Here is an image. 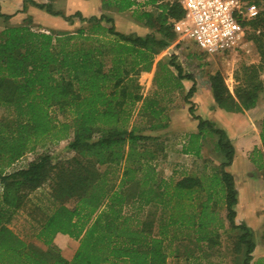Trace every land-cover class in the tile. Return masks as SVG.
Wrapping results in <instances>:
<instances>
[{
  "label": "trees",
  "instance_id": "1",
  "mask_svg": "<svg viewBox=\"0 0 264 264\" xmlns=\"http://www.w3.org/2000/svg\"><path fill=\"white\" fill-rule=\"evenodd\" d=\"M24 1L23 11L30 1L71 23L79 16L84 24L74 31H44L34 29L29 22L7 24L0 31V106L14 115L0 116V210L10 211V219L25 206L29 194L45 184L51 185L53 197L60 201L40 223L36 235L47 249L28 243L6 223L0 224V264H168L170 252L178 257L182 243L188 245L186 259L194 257L196 248L211 250L222 245V229L232 236L230 250L235 264H251L256 242L252 229L236 222L238 192L234 176L226 169L235 149L226 132L196 115L191 107L198 131L187 134L183 152L201 157L206 136L217 135L216 148L225 160L212 174L158 183L151 163L155 155L145 148L151 135L129 129L133 107L139 101H143L142 113L154 117L162 113L163 109H156L158 100L147 99L131 83L141 71L151 68L156 54L170 40L177 38L173 21L184 16L178 0H102L104 9L120 13L132 10L145 26L163 34L160 39L152 33L121 32L113 17L104 13L86 19L81 12L66 16L54 10L56 0ZM243 1L262 8L250 21L247 35L260 59L238 68L239 83L234 92L221 72L210 77L217 104L232 112L255 108L264 93V0ZM0 17L6 23L12 15L0 11ZM176 69L179 75L169 73V79L182 78V69ZM188 78L193 79L191 75ZM176 88L181 87H170L171 91ZM195 90L193 86L188 98ZM54 106L68 108L72 119L57 122L50 113ZM258 128L264 145V117ZM48 137L70 138L68 147L74 156L53 163L50 154L41 153L26 168L8 171L29 151L44 146ZM140 145L142 151L137 149ZM257 153L263 156L255 148L254 162L258 161ZM104 164L121 166L118 187L109 183L108 172H101ZM69 199L75 202L74 207L66 204ZM136 204H157L161 213L138 227L139 223L133 225L132 212H126ZM59 233L80 242L71 260L54 243ZM255 264H264V258Z\"/></svg>",
  "mask_w": 264,
  "mask_h": 264
},
{
  "label": "rangeland",
  "instance_id": "2",
  "mask_svg": "<svg viewBox=\"0 0 264 264\" xmlns=\"http://www.w3.org/2000/svg\"><path fill=\"white\" fill-rule=\"evenodd\" d=\"M35 1L40 2L44 0ZM48 1L49 0H46V2ZM27 3L28 8L26 9V11H23V7L18 8V5H12L11 8H9L10 11H13L11 13L12 17L8 21H6V23H4L3 18L0 17V31L3 29L4 25L7 24L19 25L29 22L34 29H40L44 31H74L84 24V22L80 20L79 16H74V23H71L70 21H67L65 17L53 16L47 13L45 10L33 6L30 1H27ZM32 6L38 11H33ZM52 7L56 11L63 12L66 16H73L76 12H81L86 19L92 16H86V14L82 12V10H79L77 8H75L76 10L71 11L67 6V0H56L55 2H53ZM146 8L149 9V7ZM104 11V14L113 17L114 24L117 30L129 35H139V33L136 31L137 28L131 27H133V23L138 24L142 23L143 21L140 22V20H138L137 16L132 10L119 14L115 10L104 9ZM86 13H88V11H86ZM102 14L103 13L96 16H100ZM54 19H62L66 22V24L57 22ZM195 44L196 42L194 40L179 42L175 44L169 51L165 49L167 51H165V55L166 59H171V61L173 62H179L184 69L185 75H191L197 82V84L201 86L202 90L210 86L211 75L219 71L223 74L225 82L230 91L234 92L237 84L239 83L238 80H236V74L237 72L239 73L238 68L243 64L258 63L260 59L257 48L254 42L250 39H248L247 42L243 44L237 51H225L223 53H218L217 55H211L204 51H201ZM160 66H156V68L154 67L156 76H149L148 83H144L143 87H138V91L141 92L144 97L146 96L147 99L159 100V104L156 106V109H163L165 107L164 105L167 104L168 96L161 87H155V85L158 82L172 87L178 84L177 79L173 77L169 79L168 75L163 76V70ZM173 74L174 73L172 72L171 75L173 76ZM137 83L138 78L133 84ZM192 97L193 96L188 98L187 94L181 97L186 105L187 117L189 116V114L192 116L189 110L191 107H193L196 114V104L193 102ZM143 111L142 101L137 102L133 107L132 114L129 119V129L135 128L137 129L136 132L151 135V138L145 141V148H147L149 151H153L155 155V159L151 161V163L156 164V180L158 183H161L162 180L166 181L167 183L176 182L182 177L188 175L203 176L205 174H212L225 160L224 155L221 152L217 151L216 148V141L218 136L212 135L206 136V138L204 139V155H202L201 157H197L195 161L183 160V168L174 167V163H181L176 159H172V162L169 165H164L163 160L167 155L166 149L169 148L170 152L172 151L176 153V150H179L178 144L183 134L171 133L167 130L168 128L166 126L164 127L163 123L165 122L162 121H164V114L166 113V111L162 110V113L155 117L150 115L149 113L144 114L142 113ZM50 113L57 122H69L72 119V114L70 113L68 108L62 110L54 106L50 109ZM4 115L14 116L12 115L10 110H6L4 107L0 106V116ZM159 123L160 125H155ZM59 129H61V127H58L57 130ZM185 140L186 137L182 141L183 145L185 143ZM70 141V138H60L59 140H54L52 137H48L46 138V140H44V146L39 145L34 151H29L22 158H20L10 169H8V171H12L17 168H26L30 164V162L38 158L41 153L50 154L53 163H57L58 161L68 158L70 159L75 154V152L70 150L68 147ZM140 148V151H142L143 149L141 145L140 147H137V149ZM126 149H128V144L125 145V150ZM251 155H254L253 150L251 151ZM258 155L259 153L255 155L258 157V169H255L254 171H252V173L250 172L249 176L264 177V154L263 156H261V158ZM100 170L101 172H108L107 179L109 183H113L116 187H118V185L120 184V176L122 172L121 166L104 164L100 166ZM240 184L242 183L240 182ZM247 184V187H251V189L246 195L241 192V195H243L241 196L243 203H239L235 207L237 211L236 222L246 223L252 229V231L255 232L254 240L260 247L258 253H255V251L253 253V261L251 262V264H255L256 260L264 252V250L262 251V248H264V197H262L261 202H259L260 199L256 198V196L253 194L252 183L248 182ZM1 193L2 188L0 185V199ZM59 203L60 201L55 200V198L53 197L51 185L45 184L36 191L31 192L27 198L25 206L22 209L14 212L10 219V211L4 212L0 210V224L6 223L28 243H32L34 245L42 247L43 249H47V246L41 240H39L36 235L40 223L45 220L50 213L53 212V210ZM66 204L71 208L74 207L75 202L69 199ZM156 205L157 204H150L141 207L140 204H136V206L133 208H127L126 212H132L133 225L139 223L138 227H140L142 226V224L144 226V223H149L155 217H159L161 209ZM136 207H139L140 210L138 211V208ZM137 212L138 214L135 215ZM221 213L222 215H225V210L221 209ZM226 226H228V223L226 224ZM154 230H157L156 225H154ZM224 230L225 229L221 230V233H223L221 236L222 245L209 250L208 247H204L202 249H194L195 247H193L192 243H187L190 244L189 247L194 249V257L198 256V258L195 260L194 257L188 258L190 259L188 260L185 256L189 251L188 245L182 243V245L179 247L180 252L178 257L176 253L172 252L171 254L170 252L168 257L169 264H235V261H233L232 257V250H230L232 236L228 232H224ZM55 244L60 249L62 255L68 260H71L74 257L78 250V247L80 246V242L78 240L63 236L62 238L60 236V238L58 239V243L55 242ZM175 247L172 248V250L175 249ZM204 250L205 252H203ZM199 256H201V258Z\"/></svg>",
  "mask_w": 264,
  "mask_h": 264
},
{
  "label": "crops",
  "instance_id": "3",
  "mask_svg": "<svg viewBox=\"0 0 264 264\" xmlns=\"http://www.w3.org/2000/svg\"><path fill=\"white\" fill-rule=\"evenodd\" d=\"M40 2H46V0ZM12 5H18V8H22L24 5V0H0V11L5 14H11L13 11H10L9 8H11ZM67 6L71 11L76 10L75 8L82 10V12L86 14V16H94L105 12L102 5V0H67ZM32 9L33 11L37 10L34 7ZM86 11H88V13H86ZM117 13L119 14L120 12ZM54 20L62 24H66V22L62 19ZM142 23H133V27L131 28H137L136 31L139 33L140 36L152 33L159 39L163 38L162 33L156 32ZM170 41L169 45H167L165 48H162L156 54L153 59L151 68L149 70H144L139 73V75L137 76L138 83H131V86L136 85L137 87H143L144 83H148L149 76H154L156 74V66L159 67L161 65L160 67L163 70V76L169 75L170 72H173V76L177 77L179 75V71L176 69V66H179V68L182 69V78L178 79V85L174 86L181 88H176L175 90L171 91L170 87L172 86H166L165 84L159 85L158 83L156 84L157 86L155 85V87H166L162 89L166 92L168 96L167 104L164 105L165 107L163 108V110L166 111V113L164 114V121H162L165 122L163 123L164 127L166 126L168 128L167 130L171 133L183 134L178 144L179 150H176V153L172 151L170 152L169 148L166 149L167 155L163 160L164 165L166 164L167 166L172 162V159H176L181 163H174V167H182L183 160L195 161L197 159L196 156L184 153L182 144V141L185 137H187V134L195 133L198 131V120L192 117L190 114L187 117L186 105L185 102H183V100L181 99L182 96L188 94L190 89L195 86L196 90L192 95V100L196 104V115L201 116L205 120L214 122L217 127L223 129L226 132L228 138L230 139L232 145L234 146V159L231 165H229L226 169L234 176L235 186L238 192V204L243 203L241 202V196H243L241 195V192L246 195L251 189V187H247L248 182L252 183L253 194L256 196V198H259V202H261L262 197H264V177L249 176V173H252V171L258 169V162H254L252 160L251 151L255 148H258L264 154L263 143L260 138V132L257 128L258 122L264 117V93L262 94L258 105L250 110L232 112L221 108L217 104L210 86L202 90L201 86L197 84L194 78L189 79L188 76L185 75L184 69L179 62H173L171 61V59H166L165 53L167 51L165 49L169 51L171 48H173L175 44L179 43L178 37L172 40L171 42ZM172 63H174V65H172ZM203 152L204 148H202V155H204ZM258 156L261 158L260 155ZM153 165L155 166L156 164L153 163ZM240 182L242 184H240ZM156 231L154 230V234L156 233ZM60 236L61 238L63 236L74 239L69 235L59 233L54 239L56 243H58V239L60 238ZM259 250L260 247L256 242V248L254 251L255 253H258ZM263 250L264 248H262V251ZM261 258H264V252L256 260V262Z\"/></svg>",
  "mask_w": 264,
  "mask_h": 264
},
{
  "label": "built area",
  "instance_id": "4",
  "mask_svg": "<svg viewBox=\"0 0 264 264\" xmlns=\"http://www.w3.org/2000/svg\"><path fill=\"white\" fill-rule=\"evenodd\" d=\"M184 16L173 21L179 42L194 40L211 55L237 51L247 42L250 21L262 8L243 0H178Z\"/></svg>",
  "mask_w": 264,
  "mask_h": 264
},
{
  "label": "bare ground",
  "instance_id": "5",
  "mask_svg": "<svg viewBox=\"0 0 264 264\" xmlns=\"http://www.w3.org/2000/svg\"><path fill=\"white\" fill-rule=\"evenodd\" d=\"M241 202H243V200L241 199Z\"/></svg>",
  "mask_w": 264,
  "mask_h": 264
}]
</instances>
